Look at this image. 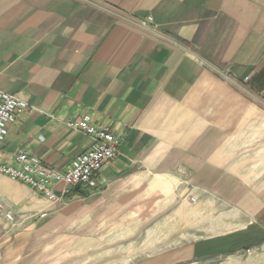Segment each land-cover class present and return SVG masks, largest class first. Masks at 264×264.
<instances>
[{
    "label": "crops",
    "instance_id": "0c3cea01",
    "mask_svg": "<svg viewBox=\"0 0 264 264\" xmlns=\"http://www.w3.org/2000/svg\"><path fill=\"white\" fill-rule=\"evenodd\" d=\"M0 90L29 104L6 162L27 152L66 171L93 144L68 125L84 116L120 138L97 187L64 196L74 219L146 212L182 180L202 205L192 257L264 244V0H0ZM0 201L27 219L20 236L58 206L2 173ZM8 232L0 213V252Z\"/></svg>",
    "mask_w": 264,
    "mask_h": 264
},
{
    "label": "rangeland",
    "instance_id": "374dc122",
    "mask_svg": "<svg viewBox=\"0 0 264 264\" xmlns=\"http://www.w3.org/2000/svg\"><path fill=\"white\" fill-rule=\"evenodd\" d=\"M244 173L251 178V171ZM162 192L146 212L97 221L74 219V201L64 200L55 207L54 218L30 220V235H17L28 222L9 230L12 240L4 242L0 264H264V244L192 257L188 246L199 236L192 235V210L201 207V202L192 204L187 199L192 183L182 180L171 181Z\"/></svg>",
    "mask_w": 264,
    "mask_h": 264
},
{
    "label": "built area",
    "instance_id": "2783aa9c",
    "mask_svg": "<svg viewBox=\"0 0 264 264\" xmlns=\"http://www.w3.org/2000/svg\"><path fill=\"white\" fill-rule=\"evenodd\" d=\"M29 104L14 94L0 90V147L8 133V126L15 121ZM68 125L76 130L88 134L93 141L86 152L78 156L72 166L66 171L49 168L41 160L27 152H17L13 155V163L6 162L0 157V173L20 180L52 202H63L64 196L82 186L97 187V174L121 153V140L105 125L92 122L89 116L72 120ZM64 184L62 194L55 190L57 184ZM187 199L195 203L197 197L192 193ZM0 213L8 223V231L27 221L14 212L6 209L0 201ZM46 212L40 214L46 216Z\"/></svg>",
    "mask_w": 264,
    "mask_h": 264
}]
</instances>
